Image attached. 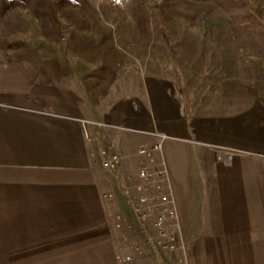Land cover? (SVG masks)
<instances>
[{
	"label": "crops",
	"instance_id": "1",
	"mask_svg": "<svg viewBox=\"0 0 264 264\" xmlns=\"http://www.w3.org/2000/svg\"><path fill=\"white\" fill-rule=\"evenodd\" d=\"M115 36L82 41L58 62L0 53V264H126L120 191L137 176L136 150L161 141L154 135L166 136L155 158L167 167L185 251L143 247L131 264L181 255L264 264V56L223 49L204 61L196 35L178 82L147 67L143 83L139 41ZM110 146L116 170L99 159Z\"/></svg>",
	"mask_w": 264,
	"mask_h": 264
},
{
	"label": "rangeland",
	"instance_id": "2",
	"mask_svg": "<svg viewBox=\"0 0 264 264\" xmlns=\"http://www.w3.org/2000/svg\"><path fill=\"white\" fill-rule=\"evenodd\" d=\"M120 34H134L139 41L140 82L152 76L148 67L174 83L186 64V40L196 35L202 37L198 44L205 51L204 61L211 59L207 53L222 55L223 49L264 56V0H0V53L58 62L68 60L59 58L68 52L83 51L82 41ZM116 60L120 65L121 59ZM126 211L140 242L139 225Z\"/></svg>",
	"mask_w": 264,
	"mask_h": 264
},
{
	"label": "built area",
	"instance_id": "3",
	"mask_svg": "<svg viewBox=\"0 0 264 264\" xmlns=\"http://www.w3.org/2000/svg\"><path fill=\"white\" fill-rule=\"evenodd\" d=\"M101 126L99 123H87ZM160 138L159 143L141 145L134 155L139 157V167L136 177L128 176L127 185L120 194L125 199V205L131 216L138 223L141 241L132 236V221L120 214L115 215L118 226L121 228V241L130 254L121 257L123 263L131 264L143 258V247L150 248L154 255L174 254L185 251L182 241L178 212L170 185L167 167L163 161L155 157L162 149L164 135H154ZM88 141H92L86 135ZM233 151L228 150L226 158L233 159ZM100 161L109 169L116 170L121 158L114 153L113 146L102 149L99 153ZM219 160L223 157L220 155ZM106 200H114V195L106 193ZM130 233V235H129ZM171 264H188L185 255L178 257Z\"/></svg>",
	"mask_w": 264,
	"mask_h": 264
}]
</instances>
